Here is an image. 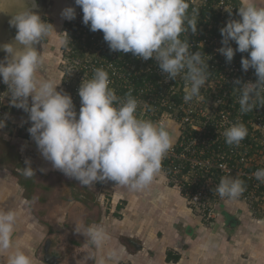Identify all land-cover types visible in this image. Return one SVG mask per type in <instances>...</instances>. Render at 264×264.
<instances>
[{"label": "clouds", "instance_id": "9594fccd", "mask_svg": "<svg viewBox=\"0 0 264 264\" xmlns=\"http://www.w3.org/2000/svg\"><path fill=\"white\" fill-rule=\"evenodd\" d=\"M75 5L82 9L83 24L90 25L92 32L102 31L111 51L132 53L145 61L154 58L166 80L181 77L186 82L185 103L201 97L209 79L208 63L201 51L191 52L188 39L181 38L189 31L197 32L199 13L189 12L190 0H75ZM38 7L37 0H20L9 4L7 11L0 10L11 13L9 25L16 29L12 42L0 43V51L6 54L0 60V78L8 86L4 95L10 94L11 106L28 113L25 123L30 121L31 127L27 131L42 158L84 187L113 181L131 192L150 189L173 148L169 127L141 118L137 98L131 92L118 96L103 68H96L92 78L82 82L77 113L72 96L58 90L61 83L38 76L45 56L37 45L57 33L54 25L36 11ZM76 15L72 6L61 12V18L68 21ZM238 15L240 19H230L220 29L223 47L218 51L228 63L237 52L249 54L241 60L242 69H254L257 80L234 81L240 91L239 110L247 114L264 105V3L242 0ZM233 41L236 48L231 46ZM61 44L69 46L68 34ZM3 98L0 96V101ZM3 127L5 121L0 120V129ZM223 136L227 145L239 147L248 136V128L237 120L224 130ZM25 164L21 174L34 177L36 170L31 160L26 159ZM39 171L48 169L42 167ZM253 175L264 183V168ZM245 191V181L239 175L221 177L214 188L215 194L229 201L238 200ZM70 208L71 203L59 209L61 218ZM18 224L16 210L0 209V253L7 254L6 264H35L29 252L18 244L14 246ZM74 231L86 237L88 251L83 264L88 260L107 264L121 258L123 248L112 246L114 237L102 224L78 221Z\"/></svg>", "mask_w": 264, "mask_h": 264}, {"label": "built area", "instance_id": "2783aa9c", "mask_svg": "<svg viewBox=\"0 0 264 264\" xmlns=\"http://www.w3.org/2000/svg\"><path fill=\"white\" fill-rule=\"evenodd\" d=\"M67 1L68 7L76 8L77 15L74 20H65L61 31L62 40L68 34L70 44L67 48L60 46L58 90L72 96L77 113L82 82L91 79L96 68L105 69L118 96L131 92L137 98L141 118L169 127L174 144L160 174L168 185L180 191L192 211L210 227L218 224L223 211L237 202L246 204L251 214L264 217V183L253 175L264 168V105L242 114L240 91L234 84L237 79L254 83L257 77L254 69H242L241 60L248 53L237 52L228 63L218 51L223 47L220 29L230 19H240L242 0H190L189 12L199 13L197 32L189 31L181 38L188 39L191 52L201 51L205 55L210 74L201 97L188 103L183 100L186 82L181 77L166 80L154 58L145 61L132 53L111 51L102 31L92 32L90 25L83 24L82 9L75 5V0ZM231 46L237 47L234 41ZM7 92L8 86L0 78V96L4 97L0 101L1 117L15 132H28V113L11 106L10 94L4 95ZM237 120L247 126L248 136L239 147L229 146L223 132ZM226 175H239L245 181L246 191L236 201L222 199L214 192L220 178Z\"/></svg>", "mask_w": 264, "mask_h": 264}, {"label": "crops", "instance_id": "0c3cea01", "mask_svg": "<svg viewBox=\"0 0 264 264\" xmlns=\"http://www.w3.org/2000/svg\"><path fill=\"white\" fill-rule=\"evenodd\" d=\"M64 21L61 19L58 22L60 31ZM57 39L58 44H49L48 47L54 51L49 49L47 53L44 52L45 64L38 74L41 79L54 78L60 83L58 65L62 38L60 36ZM0 120L4 121L1 115ZM6 129L14 131L5 121V127L0 132ZM18 131L23 132L18 136L20 143L38 151L30 134ZM38 153L40 154L39 151ZM42 164L52 167L49 162ZM7 168L10 170L0 167V209L12 208L19 213V224L13 237L14 246L18 244L29 252L34 257L35 264H83L88 248L85 244L86 237L74 231L78 221L86 225L102 224L114 237L112 246L123 248L121 258L118 261H108L107 264H242L243 261L249 264L251 258L238 259L237 241L249 239L250 233L246 229L262 224L264 220L263 216L251 214L246 204L237 202L223 211L218 224L210 227L190 209L180 191L167 184L162 174L158 175L150 189L143 192H131L115 182H109L110 191L107 192L104 188H108V181L95 182L91 188L86 187V190L92 192L97 188L99 203L95 197L88 200L83 193L76 198L78 200H73L74 204H79L78 207L71 204L66 215L61 218L60 213H57L59 217L54 218L55 213L50 215L42 212V209L38 212L29 205V199L25 196L27 188L14 176L12 168ZM55 172L63 174L58 170ZM40 177L37 174L38 184L35 188L38 191L46 189L45 184L39 182ZM36 190L34 192H38ZM47 198L40 196L38 200L43 204L47 202ZM54 201L51 200L49 204ZM227 214L240 220L237 227L241 224L244 227L229 228L228 216H225ZM248 229L250 231L251 228ZM254 237L258 239L259 236ZM246 247L251 250L248 245ZM46 252L54 255L58 261L54 259L53 263L47 262ZM6 256V253H0V264H6ZM87 264H94V260H88Z\"/></svg>", "mask_w": 264, "mask_h": 264}, {"label": "rangeland", "instance_id": "374dc122", "mask_svg": "<svg viewBox=\"0 0 264 264\" xmlns=\"http://www.w3.org/2000/svg\"><path fill=\"white\" fill-rule=\"evenodd\" d=\"M3 1H5V0H0V3H2ZM66 5L68 6L67 0H48L47 1L45 16L43 17V19L46 20L47 22L53 24L57 33L54 32L53 35L46 40V45L44 46V50H43L45 53H47V51L49 49H51V48H48L49 44H58L57 42L59 41V39H57V38L61 36V31H62V30L61 31L59 30L58 22H60V20L62 19L61 18V12L66 7ZM52 51H54V49ZM57 55L59 58V52ZM39 75L40 74H38V76ZM10 131H12L14 133H10ZM22 133L23 132H20V131L15 133V131H13L12 129H6L4 132H0V139H3L8 144H10V145L2 144V146L4 148L8 149L9 151H10L11 146H14L16 148V150H18L19 154L21 155V159H22V156L24 157V160L30 159L31 160V166L33 167V169L36 170V173L38 175H41L39 182L45 184V182H47V180L43 176H46V175H48L49 178H54V177L58 178L59 175H61V174L56 173L55 170L52 171L51 170L52 167L49 168L48 166L42 164V163H47V161L43 160L41 154H39L37 150H32L31 148H27L24 145V143H20V139L18 136H20L19 134H22ZM7 162H9V161H7ZM7 162L3 163L1 166H4L9 171L10 169L7 167L12 168V164L7 163ZM42 167L48 169V171L47 172L39 171V169ZM109 182H113V181L107 182V184H109L108 188L107 187L104 188L107 192L110 191L109 187H110L111 183H109ZM77 183L79 184L78 181H77ZM94 189L95 190H93V191L91 190V191L94 193V197L96 198V201L98 202V199H97L98 192H96L98 189L97 188H94ZM42 190L43 189H40V191H38V192H34L33 190L30 192L29 191L26 192L25 196H27V199H29V205L31 204L30 206H33L36 209H40L38 207L39 206L38 205L39 204L38 198L40 196L44 195L43 193H41ZM28 196L30 198H28ZM43 197H47V196H43ZM262 224H256V225H254L255 227L254 226L248 227L251 229L249 231V229L247 228L246 232L250 233V238L249 239L245 238V239H242L240 241H237V248H238V253H239L238 259H240L241 257L243 259H247V258L250 259L251 258L249 264H264V220L262 221ZM243 227L244 226L241 224L240 227H234V229H236V228L241 229ZM255 235L259 236L258 239H256V237H254ZM247 245L251 248V250H249V249L247 250V247H246ZM237 264H241V263L237 262ZM242 264H246V263L243 261Z\"/></svg>", "mask_w": 264, "mask_h": 264}, {"label": "flooded vegetation", "instance_id": "af4514ba", "mask_svg": "<svg viewBox=\"0 0 264 264\" xmlns=\"http://www.w3.org/2000/svg\"><path fill=\"white\" fill-rule=\"evenodd\" d=\"M44 1V5H45V11H46V4L48 0H43ZM45 16V12L44 14L41 16L42 19ZM42 43V50L43 51V43ZM46 45V41L44 43V46ZM38 50L40 51L39 48V44L37 45ZM44 54V51H43ZM6 145V144H4ZM0 154L3 155V157H0V165H2L3 163H10L12 164L13 161H11V157H12V153H11V148L10 151L6 148H4L2 146V143H0ZM61 176V177H60ZM58 178L54 177V178H49L48 175H46L44 178L47 180V182H45V186H49V189H44L41 191V193H43V196H47L45 198H47V202L41 204L39 202V208L37 209L38 212H45V213H50V215L52 213H55L56 216L54 218H57L59 215L57 213H59V209L62 207H66L69 206V202H71V204H74V201L78 200L76 198L81 197L82 194L84 193V195L87 196L88 200H91L92 197H94V195H91L92 192H88V190H86L87 188L78 184L74 179L72 178H68L67 176H65L64 174L60 175ZM49 178V179H48ZM43 184V183H42ZM36 186V185H35ZM35 186L32 187L33 191L36 190ZM69 189V191H68ZM38 191V190H36ZM41 196V197H43ZM84 199V197H83ZM85 199V200H87ZM51 200H55L54 203H50ZM63 200L65 203L63 204L61 201ZM74 200V201H73ZM69 203V204H68ZM49 204V205H48ZM76 205L75 207H78L79 204H74ZM74 207V206H73ZM74 207V209H75ZM73 209V208H72ZM76 210V209H75Z\"/></svg>", "mask_w": 264, "mask_h": 264}, {"label": "water", "instance_id": "95a60500", "mask_svg": "<svg viewBox=\"0 0 264 264\" xmlns=\"http://www.w3.org/2000/svg\"><path fill=\"white\" fill-rule=\"evenodd\" d=\"M6 2V3H5ZM20 0H5L2 3H0V10L7 11L8 5L12 3H19ZM37 3L39 5L38 9L36 11L39 12V14L42 16L45 12V5L43 0H37ZM11 19V13L8 12H0V43H7L12 42L14 40V37L16 35V29L13 27H10L9 20ZM40 50H42V43L39 44ZM6 54L2 51H0V60H3L4 56ZM0 143L9 145L5 140L0 139ZM3 157V155L0 154V157ZM47 251V248L46 250ZM57 260V258L50 254L49 252H46L45 254V260L49 263H53V260Z\"/></svg>", "mask_w": 264, "mask_h": 264}, {"label": "trees", "instance_id": "16d2710c", "mask_svg": "<svg viewBox=\"0 0 264 264\" xmlns=\"http://www.w3.org/2000/svg\"><path fill=\"white\" fill-rule=\"evenodd\" d=\"M10 145V144H9ZM11 161L12 162V171L14 176L19 180V182L27 188V190L30 192L32 191V187L38 184V181L36 180L37 173H35V176L32 178H25L21 174V169L23 167H26L27 165L25 164V161L21 159V155L19 154L18 150L14 146H11ZM45 188L49 189V186H45ZM30 198V197H28ZM225 216H228L227 218V226L229 228H234L237 227L240 224V220L237 219L235 216H232L230 214H227Z\"/></svg>", "mask_w": 264, "mask_h": 264}]
</instances>
